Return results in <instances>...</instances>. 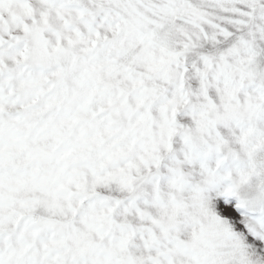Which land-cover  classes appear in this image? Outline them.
<instances>
[{
  "label": "snow or ice",
  "instance_id": "1",
  "mask_svg": "<svg viewBox=\"0 0 264 264\" xmlns=\"http://www.w3.org/2000/svg\"><path fill=\"white\" fill-rule=\"evenodd\" d=\"M0 264H264V0H0Z\"/></svg>",
  "mask_w": 264,
  "mask_h": 264
}]
</instances>
